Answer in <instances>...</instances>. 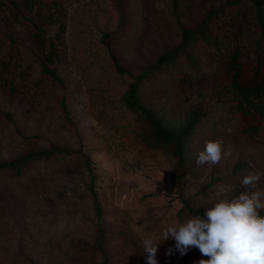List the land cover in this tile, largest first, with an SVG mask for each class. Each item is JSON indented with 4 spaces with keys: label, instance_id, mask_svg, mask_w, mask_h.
<instances>
[{
    "label": "rangeland",
    "instance_id": "rangeland-1",
    "mask_svg": "<svg viewBox=\"0 0 264 264\" xmlns=\"http://www.w3.org/2000/svg\"><path fill=\"white\" fill-rule=\"evenodd\" d=\"M44 1V10L51 12L52 19L50 24L41 18L39 21L46 36H59L62 63L57 73L62 82L44 81L27 55L26 49H32L34 39L41 37L28 21L30 15L21 18L24 24L10 30L6 27L13 43L24 50L11 78L23 79L21 85L25 86L16 93L0 90V108L12 112L15 120L0 117V160L47 147L51 141L81 147L96 175L95 194L81 155L61 158L51 165L40 163L21 177L0 175V209L5 212L0 214V264H28L29 260L37 264H95L99 256L74 247L93 243L99 228L110 236L109 264H147L143 237L159 238L169 223L201 215L188 207L204 213L223 198L221 188L228 189L229 198L237 197L247 190L241 184L245 175L264 172V117L253 138L237 126L219 127L218 115L211 119L217 130H207L204 123L191 138L184 177L178 180L181 169L166 150L148 147L145 135L149 128L125 108L122 97L133 78L116 72L103 37L111 36L113 50L138 74L181 39L171 0H117L129 28L119 24L115 0ZM204 2L192 0L189 15L183 18L185 25L197 23L208 6ZM7 15V10L0 13V32H5L1 22ZM3 42L7 47L13 44L9 39ZM196 50H202L203 59L210 60L204 49ZM181 74L168 70L142 80L139 91L143 100L169 118L182 117L193 107L223 113L225 99L218 94L215 75L203 70L202 76L193 77L192 73L189 80L180 79ZM62 97L70 123L59 103ZM215 139L223 140L231 157L216 165L198 166V152L206 141ZM239 161L247 166L234 172ZM255 190L264 193V176ZM95 200L102 207L100 218L95 213ZM261 200L264 202V196ZM170 247L172 254H168ZM156 257L158 264H197L208 259L197 248L181 255L173 239L160 244Z\"/></svg>",
    "mask_w": 264,
    "mask_h": 264
},
{
    "label": "trees",
    "instance_id": "trees-1",
    "mask_svg": "<svg viewBox=\"0 0 264 264\" xmlns=\"http://www.w3.org/2000/svg\"><path fill=\"white\" fill-rule=\"evenodd\" d=\"M44 2V0H0V13L2 10L4 12L7 10L8 14L7 20L3 18L1 22L5 32H0V90L2 91L16 93L17 89L20 90L21 86H25L21 85L23 79L13 81L11 78L17 61H20L18 59L22 57L23 48L13 43V35L8 33L6 27L10 30L13 25L24 24L21 18L26 14L30 15L28 21L34 26L36 35H41L34 39L35 46L32 49H26L27 55L32 59L31 63L38 71L37 75L44 81L51 79L54 81L50 82L52 84L62 82L57 73V67L62 63L59 43H57L59 36H46V30L41 28L39 21L41 18L50 24L52 19L51 12L44 10L46 3ZM191 3L192 0H171V10L179 24L181 39L174 46L164 50L155 62L138 74L130 71L113 50L110 43L111 36L103 35L107 53L116 72L120 76L127 75L133 78L122 97L125 108L136 114V119L149 128L145 135L148 147L166 150L175 161L176 167L181 169L177 176L180 181L184 177L183 168L190 156L188 145L193 134L199 132L200 126L205 123L207 130H217L211 124V119L218 115L219 127L237 126L238 131L253 138L264 117V0H205L204 4L208 6L204 7L197 23L185 25L183 18L189 15ZM115 6L120 12L119 24L129 28L121 3L117 1ZM3 39H9L13 44L7 47ZM196 48L208 52L210 60L208 57L207 61L204 60L202 50ZM168 70L182 72L180 79L189 80H192V73L193 77L202 76L203 70H207L212 77L215 75L216 81L218 80V94L225 99L223 113L217 114L215 110L193 107L182 117L162 116L158 108H153L152 104L143 100L139 83L146 78L156 76L154 74L162 75ZM59 103L66 120L70 123L65 98L62 97ZM0 117L15 123L14 116L9 110L0 108ZM205 119L207 122H203ZM79 155L83 157V165L90 174V190L95 194L93 187L96 175L90 165L89 155L81 147L71 148L54 141H51L47 147L32 149L13 158L0 160V175L11 174L12 177H21L26 170L40 163L51 165L55 160ZM246 166V162L239 161L235 163L233 171L240 172ZM221 178L219 177L218 180ZM183 202L188 206L185 200ZM94 208L97 217L100 218L102 207L98 200L94 201ZM188 209L194 213L201 212L203 215V211H196L190 207ZM1 213L5 214L0 209ZM107 234L105 229L99 228L93 243L87 245L89 248L83 243L74 249L82 253L90 251L99 256L100 260L95 264H109L107 242L110 236ZM28 264H37V262L29 260Z\"/></svg>",
    "mask_w": 264,
    "mask_h": 264
},
{
    "label": "clouds",
    "instance_id": "clouds-1",
    "mask_svg": "<svg viewBox=\"0 0 264 264\" xmlns=\"http://www.w3.org/2000/svg\"><path fill=\"white\" fill-rule=\"evenodd\" d=\"M232 153L224 149L222 139L205 142L203 150L196 156V164H219L222 158ZM251 167V165H250ZM264 172H249L241 181L242 191L237 197L229 198L228 189L221 188L223 198L211 204L203 215L195 214L181 222L169 223L159 238L154 235L143 237L141 244L146 253L147 264H158L156 257L160 244L175 240V249L185 255L190 248H197L202 256L197 264H264V209L256 184ZM173 248H168V254Z\"/></svg>",
    "mask_w": 264,
    "mask_h": 264
}]
</instances>
